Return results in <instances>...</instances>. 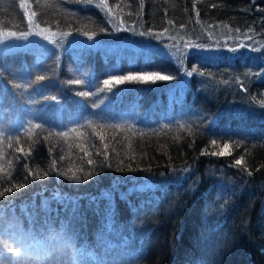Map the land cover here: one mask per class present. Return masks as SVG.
<instances>
[{
  "label": "trees",
  "instance_id": "trees-1",
  "mask_svg": "<svg viewBox=\"0 0 264 264\" xmlns=\"http://www.w3.org/2000/svg\"><path fill=\"white\" fill-rule=\"evenodd\" d=\"M0 168L98 264H264V0H0Z\"/></svg>",
  "mask_w": 264,
  "mask_h": 264
},
{
  "label": "clouds",
  "instance_id": "clouds-1",
  "mask_svg": "<svg viewBox=\"0 0 264 264\" xmlns=\"http://www.w3.org/2000/svg\"><path fill=\"white\" fill-rule=\"evenodd\" d=\"M0 249V264H98L94 245L69 217L35 221L0 211Z\"/></svg>",
  "mask_w": 264,
  "mask_h": 264
},
{
  "label": "snow or ice",
  "instance_id": "snow-or-ice-1",
  "mask_svg": "<svg viewBox=\"0 0 264 264\" xmlns=\"http://www.w3.org/2000/svg\"><path fill=\"white\" fill-rule=\"evenodd\" d=\"M84 2H85L86 4H88V3H91L92 0H84ZM21 7H24V5H21ZM34 15H35V12H30V13H28V16H29V22H30V23H31V17H33ZM8 35H15V33H8ZM253 50H255V48H254ZM188 75H192V72H189ZM201 75H203V74L201 73ZM37 79H38V80H43L44 78H43V77H38ZM129 79L134 80V79H137V77H124L123 79H117L115 82H116V83H123L124 80H129ZM140 79H143V80H151V79H153V77H151V76H145V77H140ZM155 79H159V80H171V79H173V77H171V76H169V75H160V76H156ZM104 83H105V85H108V84L112 83V81L105 80ZM82 95H87V93H82ZM73 131L75 132L76 129H73ZM66 135H67V133H65V136H66ZM101 139H103V137H101ZM225 147H227V146H225ZM18 151L24 153V155H30V153H25V152H24V149H18ZM213 154H215V153H213ZM220 154L223 155L224 153L222 152V153H220ZM10 163H11V162H9V164H10ZM89 163H91V161H89ZM237 163L239 164V163H241V162H240V161H237ZM0 171H3V169L0 168ZM69 171H71V169H70ZM62 174H63V173H62ZM70 178H75V176L73 175V176L70 177ZM6 191H11V189H6ZM2 194H3V193H0V195H2Z\"/></svg>",
  "mask_w": 264,
  "mask_h": 264
},
{
  "label": "rangeland",
  "instance_id": "rangeland-1",
  "mask_svg": "<svg viewBox=\"0 0 264 264\" xmlns=\"http://www.w3.org/2000/svg\"><path fill=\"white\" fill-rule=\"evenodd\" d=\"M192 53L193 54L195 53L196 55L206 56V57H216V56H218L216 54V51H213V50H211L209 48H205V47L204 48H199V49H197L195 51H192Z\"/></svg>",
  "mask_w": 264,
  "mask_h": 264
}]
</instances>
